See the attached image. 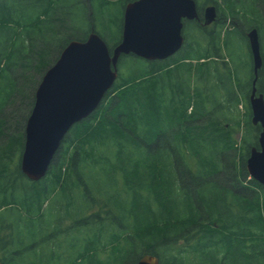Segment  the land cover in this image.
Instances as JSON below:
<instances>
[{"label":"trees","instance_id":"trees-1","mask_svg":"<svg viewBox=\"0 0 264 264\" xmlns=\"http://www.w3.org/2000/svg\"><path fill=\"white\" fill-rule=\"evenodd\" d=\"M70 1L0 0V210L7 212L0 261L136 264L153 254L160 264H264V186L246 168L261 127L250 108L242 123L231 112L249 99L253 70L236 94L223 93L220 112L205 106L220 94L202 92L223 87L210 65L223 59L219 29L228 19V33L240 31L247 40L249 30L258 31L263 65L256 86L264 96V0H195L199 20H184L177 53L153 61L122 55L118 65L131 59L136 70L118 72L100 106L68 131L47 175L33 181L20 168L37 85L31 72L44 74L70 41L97 32L96 0ZM208 2L217 7L214 28L203 25ZM86 20L90 31L78 33ZM122 27L123 17L110 50ZM29 92L28 111L7 132L4 108ZM234 126L244 128L241 143Z\"/></svg>","mask_w":264,"mask_h":264},{"label":"water","instance_id":"water-1","mask_svg":"<svg viewBox=\"0 0 264 264\" xmlns=\"http://www.w3.org/2000/svg\"><path fill=\"white\" fill-rule=\"evenodd\" d=\"M184 20H199L195 0H133L126 4L121 40L112 50L95 31L85 40L70 41L45 71L35 91L20 159L23 174L33 181L47 175L68 131L93 113L114 85L122 55L153 61L177 53L184 44ZM216 20V5L206 6L203 25ZM246 36L254 74L249 96L251 120L261 127L259 147L251 148L246 168L264 186V96L256 86L263 57L257 29L249 30ZM136 264H160V260L153 254H144Z\"/></svg>","mask_w":264,"mask_h":264},{"label":"rangeland","instance_id":"rangeland-1","mask_svg":"<svg viewBox=\"0 0 264 264\" xmlns=\"http://www.w3.org/2000/svg\"><path fill=\"white\" fill-rule=\"evenodd\" d=\"M102 1L105 2V5H102ZM204 0H200V2H203ZM221 1V0H219ZM71 5H76L78 0H71ZM88 1L85 0V3ZM128 3L127 0H96L95 2H91V12L93 13V23L95 24V29L97 32L105 36L106 43L110 45H114L116 40L119 36V26L121 25L122 17L124 15V9L126 7V4ZM89 3H87L88 6ZM214 5L213 2H208L203 4V8L208 5ZM223 4H220L222 6ZM225 6V5H223ZM77 8V7H76ZM75 8V9H76ZM226 13H228L227 8H222V10ZM79 12L81 15V18L83 19L84 16V10L82 8H79ZM224 22V21H223ZM230 21L227 19L226 24L223 26H220L221 36H220V44H219V53L222 56L223 59H219V61H214V63H211L210 68L212 70L215 69L218 71V74L223 78L221 81L223 82V87H215L213 86L211 89L207 86L203 89V96L210 95V93H218L220 94V99H218V102H214L211 98L206 101L205 106L208 109H212L215 107L218 108V112L221 111V104L219 102L224 101L222 95L226 91V96L228 95L227 92H238L239 91V82L240 80L245 83V81L249 80L251 72L253 70V62H252V55L251 51L248 45V42L246 39L243 38V36L240 34V31H230L228 33L227 26H229ZM215 24V23H214ZM214 24L209 25L208 27L214 28ZM87 31H90V25L88 20L85 21V23L80 24L77 26V32L78 33H86ZM90 34V33H88ZM122 35V34H121ZM184 53H186V50H184ZM56 56V57H55ZM59 55H53L52 58H57ZM126 56H124V59ZM56 59H54L51 64L46 68V70L55 62ZM225 61L226 65H221L222 62ZM132 63L131 59L126 60V64L130 66ZM124 67L123 62L121 61L118 65V72L121 76H127L131 73V71L136 70V66H133L132 69L130 67ZM210 70L211 72H213ZM37 71V70H36ZM36 71H32V78H35V81H37L36 89L38 84L41 81V78L43 76L42 74L37 73ZM193 72H196L195 70L192 71L193 78L195 74ZM45 73V72H44ZM189 74V75H190ZM215 74V73H213ZM30 75V73H29ZM243 78V79H242ZM239 79V81H238ZM30 82V80H28ZM20 87L22 86V79L19 80ZM199 81H197L198 87L200 86ZM202 85V83H201ZM35 89V90H36ZM26 90V88H25ZM205 90V91H204ZM236 94V93H235ZM229 98V96H227ZM31 98V92H29V98H21L20 96L14 100V102L8 104L4 108V116L7 118L6 121H8V124L6 126L7 132L9 127V132L13 131L16 121H21L26 112L28 111V106L30 103ZM223 99V100H222ZM33 107V106H32ZM240 112L238 110H232L231 112L236 116L239 114L238 119L239 122L242 123V120L245 118V114L248 108H250L249 99L245 100L242 99V102L238 106ZM251 110V108H250ZM21 115V117H20ZM240 123V124H241ZM232 124V123H231ZM26 125V124H25ZM20 128L17 126V129ZM236 135L235 138L238 142L241 143L242 133L244 131L243 126H234ZM15 131V130H14ZM25 131V129H24ZM245 134L248 138H253V130L249 129L245 131ZM6 211L0 210V223L6 215ZM15 235L12 234V238H14ZM108 252H101V258L106 260Z\"/></svg>","mask_w":264,"mask_h":264},{"label":"flooded vegetation","instance_id":"flooded-vegetation-1","mask_svg":"<svg viewBox=\"0 0 264 264\" xmlns=\"http://www.w3.org/2000/svg\"><path fill=\"white\" fill-rule=\"evenodd\" d=\"M205 8V7H204Z\"/></svg>","mask_w":264,"mask_h":264}]
</instances>
